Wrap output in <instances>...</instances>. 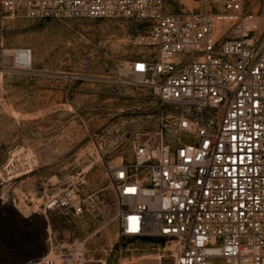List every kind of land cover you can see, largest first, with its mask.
Wrapping results in <instances>:
<instances>
[{
    "label": "built area",
    "instance_id": "obj_1",
    "mask_svg": "<svg viewBox=\"0 0 264 264\" xmlns=\"http://www.w3.org/2000/svg\"><path fill=\"white\" fill-rule=\"evenodd\" d=\"M197 4L176 15L167 0H0L11 17L145 22L135 41L150 57L128 74L164 107L130 158L105 163L107 186L47 197L33 264H107L111 230L160 241L173 264H264V16L242 0Z\"/></svg>",
    "mask_w": 264,
    "mask_h": 264
},
{
    "label": "rangeland",
    "instance_id": "obj_2",
    "mask_svg": "<svg viewBox=\"0 0 264 264\" xmlns=\"http://www.w3.org/2000/svg\"><path fill=\"white\" fill-rule=\"evenodd\" d=\"M242 1L247 13L264 16V0ZM167 5L176 15L198 9L197 0ZM146 31L145 22L123 17L43 21L0 13V206L12 204L35 237L47 197L80 181L89 190L107 186L105 163L130 158L131 142L159 129L162 103L128 74L150 57L135 41ZM22 50L32 57L29 70L18 65ZM105 202L112 206L111 193ZM103 242L107 264L174 261L158 240L121 241L111 230Z\"/></svg>",
    "mask_w": 264,
    "mask_h": 264
},
{
    "label": "flooded vegetation",
    "instance_id": "obj_3",
    "mask_svg": "<svg viewBox=\"0 0 264 264\" xmlns=\"http://www.w3.org/2000/svg\"><path fill=\"white\" fill-rule=\"evenodd\" d=\"M20 221L7 206H0V237L6 246L0 250V262L10 264L25 258L42 255L46 249L45 229H39L40 236L34 241L28 240V234L21 232Z\"/></svg>",
    "mask_w": 264,
    "mask_h": 264
},
{
    "label": "bare ground",
    "instance_id": "obj_4",
    "mask_svg": "<svg viewBox=\"0 0 264 264\" xmlns=\"http://www.w3.org/2000/svg\"><path fill=\"white\" fill-rule=\"evenodd\" d=\"M18 55V65L23 67L25 70H29L32 63V57L31 55H29L28 51H18L17 52ZM11 208H12V204H11ZM14 211V209H12ZM23 222L27 223L28 221L22 220Z\"/></svg>",
    "mask_w": 264,
    "mask_h": 264
},
{
    "label": "water",
    "instance_id": "obj_5",
    "mask_svg": "<svg viewBox=\"0 0 264 264\" xmlns=\"http://www.w3.org/2000/svg\"><path fill=\"white\" fill-rule=\"evenodd\" d=\"M40 258H41V255H38L36 257L32 256V257L25 258L22 261L13 262L10 264H33V263L37 262ZM0 264H6V263L0 262Z\"/></svg>",
    "mask_w": 264,
    "mask_h": 264
},
{
    "label": "crops",
    "instance_id": "obj_6",
    "mask_svg": "<svg viewBox=\"0 0 264 264\" xmlns=\"http://www.w3.org/2000/svg\"><path fill=\"white\" fill-rule=\"evenodd\" d=\"M21 232H26L27 234H28V237H29V239H30V241H34L35 240V232H34V230L33 229H30V230H21Z\"/></svg>",
    "mask_w": 264,
    "mask_h": 264
}]
</instances>
